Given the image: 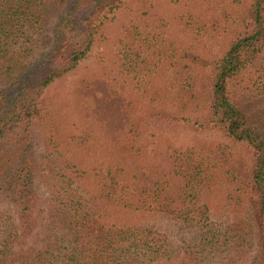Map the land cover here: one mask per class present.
I'll use <instances>...</instances> for the list:
<instances>
[{"label": "trees", "instance_id": "obj_1", "mask_svg": "<svg viewBox=\"0 0 264 264\" xmlns=\"http://www.w3.org/2000/svg\"><path fill=\"white\" fill-rule=\"evenodd\" d=\"M131 1L137 0H0V264L244 257L264 264V125L240 102L248 101L252 113L264 111L263 76L253 90L237 87L264 54V0H176L181 18L198 16L180 20L190 46L201 56L218 49L210 70L162 73L163 86L135 88L142 100L112 73L95 71L76 81L74 111L58 108L52 86L82 68L110 19ZM208 14L219 20H201ZM181 21L197 28L186 30ZM160 26L151 39L163 41L169 28ZM140 38L149 48L151 39ZM133 47L124 52L127 73ZM160 106L209 115L167 114ZM152 123L217 129L226 142L157 143L154 130H144ZM39 145L49 193L44 212L34 188ZM212 196L219 201L211 203ZM165 218L193 230L186 248L171 245L157 226ZM249 239L257 243L252 259L244 252Z\"/></svg>", "mask_w": 264, "mask_h": 264}, {"label": "rangeland", "instance_id": "obj_2", "mask_svg": "<svg viewBox=\"0 0 264 264\" xmlns=\"http://www.w3.org/2000/svg\"><path fill=\"white\" fill-rule=\"evenodd\" d=\"M162 3H165V5ZM162 3H159V1L148 2L147 0H137L136 3H133V1L128 2L121 10H119L116 15L110 19L112 22L109 24V28H106V32L100 33L90 58L84 62L82 68L77 70L71 76L57 82L50 89L49 97L56 103V106L65 111L73 112L76 103V81L95 71L99 72L106 70L112 73L115 75V78L119 80L117 83L119 86L124 85L125 83L127 84L124 88L129 96L133 99L137 98L142 100L141 96H139L140 94L137 93L135 88H148L149 90H153L152 87L154 86H163L164 80L161 78L162 73H164V75L165 73L167 74V72L172 74L181 73L185 69L192 72H205L208 71V69L210 70L211 65L208 63L213 62L214 54H216L218 49L214 48L212 52L209 51L207 52V55L201 56L198 47L196 45L194 47L190 46V42H188L189 39H185L182 33V26H180V20H198V16L194 15L192 17L193 19H191L187 14L185 15L186 17H183L182 15L181 18L180 13L182 11V5L180 2H177L176 0H166V2ZM153 6L156 8L153 9ZM211 17L212 14H208L207 17L201 20H209L210 23H212L213 20H219L218 18L212 19ZM156 20H158V22ZM164 22L167 25L164 24ZM182 22L186 27V30L197 28V26L192 27L191 23L187 25L184 21H181V24ZM160 24L169 28V30L163 29L165 32L163 41L151 39V37L157 32L156 29H162ZM123 31H131L133 33H121ZM122 34L127 35L126 37H123ZM142 36H145L149 40H154L149 41V48L147 47L146 42L141 40L140 37ZM133 39H136L137 41L134 42ZM129 43L134 44V62L132 64L129 63L133 67H130L131 72L127 73L128 71L125 69H129V66L125 67V60L123 57L125 56V48ZM141 54L142 59L140 58ZM145 59H147L148 62H144ZM203 63H205L204 66H202ZM255 66L256 67L249 70L248 73L243 76L242 82L237 86L239 89L248 88L249 90H253V83L255 81L258 85L256 80L258 78L257 76L260 75L263 76L262 83L264 84V54L257 61ZM263 84L256 88H262ZM263 91L264 89H261L258 94L261 96ZM240 102L249 106L248 113H246L248 116H255L257 120L264 125V111L252 113L251 105L248 101L240 99ZM145 104L146 108H148V103L145 102ZM159 110L167 114L183 113L177 108H167L165 106H160ZM143 111L145 113L148 112L147 109H144ZM183 115L192 118H204L209 115V111L203 110L199 113L187 112L183 113ZM150 129H153L156 134L153 139L155 142L163 144L172 142L178 147L190 146L199 141H206L208 143L226 142V138L223 136L222 132L217 129L202 132L181 123H161L159 125L152 123L151 125L146 126L144 130ZM43 153V146L39 145L37 147L39 170L36 175L34 188L40 198V209L44 212L48 204L49 193L43 183L42 177V169L44 168ZM245 155L246 154H241L240 157L245 158ZM209 200L211 203H217L219 201V199L217 200L214 196ZM210 202H207L209 206L211 205ZM217 208L218 206L214 209L212 208V212L215 215H217L216 212H218V210H216ZM212 212H210V214ZM159 221L157 222V226L162 229V232H165L168 235L169 243L171 245L178 246L181 249L188 246V242L193 237V230L190 228H174L170 219L165 218ZM213 227H215L214 223L209 222L208 229L214 230L215 228ZM248 242L251 243H247L249 244V247L246 245L244 252L249 250L250 255L248 258L252 259L257 251V243L255 239H249ZM238 257L239 256H237V258ZM199 264H204V262ZM207 264H250V262L245 260V257L244 259H240L237 263L230 261H223L222 263L210 258Z\"/></svg>", "mask_w": 264, "mask_h": 264}]
</instances>
